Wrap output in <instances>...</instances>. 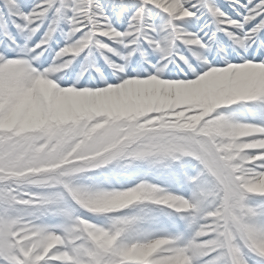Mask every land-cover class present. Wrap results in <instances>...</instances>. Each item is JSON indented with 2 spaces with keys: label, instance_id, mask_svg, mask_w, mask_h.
<instances>
[{
  "label": "rangeland",
  "instance_id": "374dc122",
  "mask_svg": "<svg viewBox=\"0 0 264 264\" xmlns=\"http://www.w3.org/2000/svg\"><path fill=\"white\" fill-rule=\"evenodd\" d=\"M21 69L20 66L0 68V246L5 239L12 243L21 252L18 264H142L135 263V254L118 255L124 239L134 238L136 234L156 227L151 217H156L161 226L166 224L165 220L171 221L172 212L195 213L192 204L203 207L218 197L223 201V211L228 220L231 214L236 224L243 221L242 215L248 209L241 212L245 210L239 195L242 184L236 190L230 182V179H239L235 170L234 144L222 143L211 136L215 134L216 127L215 123L210 124L211 116L206 115L197 124L178 126L186 135L172 130L171 137H155L153 140H136L137 136L129 124L140 114H147L154 119L150 128L159 133L163 127L159 113L169 114L172 110L134 111L132 117L118 118L126 124L112 116L101 118L92 112L80 124L73 125L60 119L54 97L59 89L46 78L39 79L32 89L25 91L12 86L20 78ZM97 91L82 92H86V101H89ZM205 95L202 93L200 100ZM49 122L59 125L61 130L41 136L39 129ZM168 126L176 128L175 125ZM147 127V122H141L135 129L140 131ZM255 128L247 125L249 131ZM100 132L107 133L103 147L89 150L86 145ZM195 132L199 134V141L193 140ZM42 154L45 155L42 157ZM145 159L158 167L162 161L168 167L174 159L187 161L194 170L196 167L201 172L203 178L193 189L194 194L187 195L185 199H169L165 195L157 197L169 200V203L162 202V199L157 201L166 208L163 215L151 206L155 202L146 205L145 202L151 199L137 200L118 216L86 212L79 206L74 186L76 181L81 187L78 193L86 195L90 190L87 187H91L90 181L99 176L107 177L117 161L133 163ZM168 167L158 176L168 172L174 174L175 171H169ZM146 170L147 173L151 171ZM137 177L132 186L142 178ZM100 179L103 178H98L92 187L100 186ZM159 181H166L167 185L173 183L167 175ZM167 185L165 189H169ZM254 193L257 192L250 190L248 194ZM185 200L189 206L181 207ZM193 220L194 215L188 216L185 222ZM174 222L178 224L177 218ZM180 230L187 232V227L182 225ZM223 237H228L227 231ZM80 239L83 242L79 244ZM178 245H171V251L178 250ZM57 246L62 252L56 258L65 256V259L53 262ZM194 247L196 253L210 250L197 245ZM78 248L81 249L77 251Z\"/></svg>",
  "mask_w": 264,
  "mask_h": 264
},
{
  "label": "snow or ice",
  "instance_id": "6c2138e0",
  "mask_svg": "<svg viewBox=\"0 0 264 264\" xmlns=\"http://www.w3.org/2000/svg\"><path fill=\"white\" fill-rule=\"evenodd\" d=\"M249 64L264 66V0H174L170 7L152 0H0V68L23 66L12 85L20 91L41 78L61 91L153 77L195 81ZM238 107L253 117L245 122L264 127V97L226 105L213 116L234 120ZM239 195L244 203L255 196ZM248 213L257 230L252 243L237 235L235 255L216 247L194 252L190 264H264V248L256 245L264 241V206L249 205ZM20 258L5 239L0 264Z\"/></svg>",
  "mask_w": 264,
  "mask_h": 264
},
{
  "label": "bare ground",
  "instance_id": "6f19581e",
  "mask_svg": "<svg viewBox=\"0 0 264 264\" xmlns=\"http://www.w3.org/2000/svg\"><path fill=\"white\" fill-rule=\"evenodd\" d=\"M152 2L157 4V6L170 7L174 3V0H152ZM202 93L207 95L200 100ZM54 97L57 102L60 119L73 125L80 124L84 121V117L92 112H96L101 118H106L108 115L112 116V118H117V121L121 124H126L125 122L122 123V120L118 118L132 117L134 111L143 110L145 113L161 112L163 109L173 111L169 114L159 113L163 124L159 133L150 128L154 123V119H150L152 116L148 117L147 114H140L139 117L134 118L129 125L137 136L136 140H141L142 138L153 140L155 137L166 139L173 135L172 130L186 135L178 126L197 124L203 121L206 115L211 116L210 124L215 123L214 125L216 126L214 129L215 134L211 136L218 138L222 143L229 142L234 144L232 147L235 154V170L236 174L239 175V179H230L231 184L236 190L242 184L239 193L243 192L245 196L249 195L250 190L259 193V189H264V171L260 170L264 168V165L259 163L261 160H264V127L257 125L254 131H249L247 124L252 123L247 122H254L253 117L246 109L240 107L234 109L236 112L234 120H226L222 117L213 116V113L218 108L226 105L243 103L250 99L264 97V66L262 65L234 66L209 73L195 81L163 80L159 77L147 80H129L122 85L97 91L89 101H86V92L76 90L61 91L59 89ZM141 122H147L148 127L137 131L135 128ZM168 124L175 125L176 128H171ZM176 135L177 133L175 132ZM199 139V134L195 132L193 140L199 141ZM160 149L163 150L162 148ZM212 153L213 148L211 146L210 154ZM144 166H146V169H151L150 173H147ZM111 168L112 170L109 171L107 177H98L103 178L100 179V186L92 187L98 178L90 181L91 187H87L90 190L86 195L78 193L79 188H81L79 187L80 182L76 181L74 183L75 190L77 191L76 197L80 201L78 204L82 209L86 203L93 199H112L122 195L123 189L131 187L138 178L137 176L146 178L147 176L158 174L165 167H158L153 161L145 159V161L140 160L133 163H129L128 160H119ZM168 168L169 171H176L180 175L179 178L185 183V186H189L197 180L200 182L203 178L201 172L196 167L194 170L192 165L187 161L174 159ZM146 180H151V177L146 178ZM105 188L110 189V191H101V189ZM179 191L178 187L172 190L177 196ZM257 193H254L255 196H250L248 203L243 204L245 210H241V212L246 211L249 205L252 207L264 205V197H260L261 195H257ZM56 195L59 196L58 194ZM228 196L229 198L232 197L231 192H229ZM161 199L163 202L164 198H155L145 203L155 202L154 207L161 208V205L157 202ZM134 203L136 201L127 207ZM127 207L109 213L118 216L125 212ZM242 216L243 221L236 224L234 217L229 214L231 227L227 231L228 237L226 239L222 237L221 245L224 247L227 243V251L230 255L236 254L233 243L235 236L240 235L247 242L252 243L254 234L257 231L253 221H250L251 215L248 212H244ZM178 228L177 226L173 227V224L169 223L170 230L175 232L178 231ZM153 238H158L165 242L160 243L158 247L152 249L147 255V261H145L141 257L144 255L146 249L151 248V244L148 241L153 240ZM173 244H175V240H170L168 232L161 228L155 232L136 234L134 238L131 236L127 237L119 246L118 255L123 257L126 254L127 256L135 254V263L155 262V264H173L176 257L180 255L178 250L171 251L170 247ZM256 245L264 248V241H256ZM201 246H212L214 248L216 245ZM61 252V250L55 252L53 262L65 259V256L56 258ZM161 252L172 256H158L157 253Z\"/></svg>",
  "mask_w": 264,
  "mask_h": 264
},
{
  "label": "clouds",
  "instance_id": "9594fccd",
  "mask_svg": "<svg viewBox=\"0 0 264 264\" xmlns=\"http://www.w3.org/2000/svg\"><path fill=\"white\" fill-rule=\"evenodd\" d=\"M60 126L54 122H49L44 128L39 129L41 136H47L51 132H59ZM107 133L100 132L97 133L86 147L89 150H95L97 148L103 147ZM45 154H42V157ZM255 159V157H253ZM262 161V160H261ZM160 167H168L166 162H161ZM103 170V169H102ZM101 170V171H102ZM103 192L110 191V189H101ZM261 196H264V189L258 190ZM157 197H163V193L158 192L157 185L148 182V180L141 178L138 183L131 187H125L123 189V194L112 199H93L83 206V211L92 213H109L115 212L120 209L127 207L134 201L137 200H147L155 199ZM188 199H191L189 197ZM164 203H169L167 198L163 199ZM175 205V201L172 202ZM181 207H184L182 204ZM191 207L195 209V213H187V216H195V222L190 225L191 235L187 239L181 240L179 247H183L185 252L183 255H178L173 262V264H190L193 257L192 245H219L222 243V237L225 232L231 227L228 217L223 211V201L221 198H216L214 201L203 207H197L196 204H192ZM247 222V221H246ZM202 234V235H201ZM167 235V234H160ZM205 237L207 239H205ZM155 240V242H153ZM149 240L148 243L151 244V248L146 249L144 255L141 257L147 261V255L152 249L158 247L160 243L165 241L153 238ZM158 256L165 257L168 253H157Z\"/></svg>",
  "mask_w": 264,
  "mask_h": 264
}]
</instances>
